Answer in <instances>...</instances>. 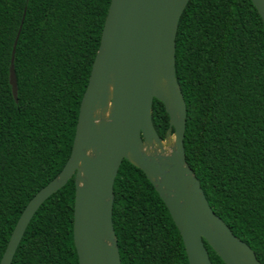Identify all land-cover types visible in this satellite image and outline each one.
<instances>
[{"label": "trees", "instance_id": "1", "mask_svg": "<svg viewBox=\"0 0 264 264\" xmlns=\"http://www.w3.org/2000/svg\"><path fill=\"white\" fill-rule=\"evenodd\" d=\"M110 0H0V259L30 199L62 170ZM15 100L9 83L11 53ZM183 148L212 211L264 264V26L251 0H189L175 38ZM164 139L169 118L152 103ZM170 134H173L171 129ZM112 224L121 264H188L171 216L123 160ZM74 176L37 209L11 264H78ZM211 264H224L204 241Z\"/></svg>", "mask_w": 264, "mask_h": 264}, {"label": "water", "instance_id": "2", "mask_svg": "<svg viewBox=\"0 0 264 264\" xmlns=\"http://www.w3.org/2000/svg\"><path fill=\"white\" fill-rule=\"evenodd\" d=\"M189 0H110L100 44L79 105L70 156L27 203L0 264H11L34 213L74 176L73 244L78 264H121L112 224L113 184L123 160L141 170L182 238L188 264H211L204 241L224 264H261L212 211L185 160L186 105L175 75V38ZM264 26V0H251ZM9 83L17 99L13 67ZM169 118L166 137L152 124L153 100ZM173 129V134H170ZM173 135L170 152L163 144Z\"/></svg>", "mask_w": 264, "mask_h": 264}, {"label": "rangeland", "instance_id": "3", "mask_svg": "<svg viewBox=\"0 0 264 264\" xmlns=\"http://www.w3.org/2000/svg\"><path fill=\"white\" fill-rule=\"evenodd\" d=\"M173 142H174V137H173V135H170L166 139V141L164 142V144H163V148H164V151L165 152H167V153L170 152V149L173 146Z\"/></svg>", "mask_w": 264, "mask_h": 264}]
</instances>
